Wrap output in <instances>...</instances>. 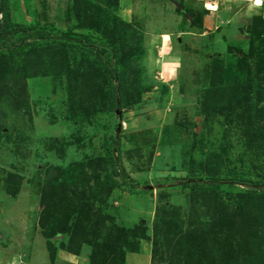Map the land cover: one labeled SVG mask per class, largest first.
<instances>
[{
  "label": "rangeland",
  "instance_id": "obj_1",
  "mask_svg": "<svg viewBox=\"0 0 264 264\" xmlns=\"http://www.w3.org/2000/svg\"><path fill=\"white\" fill-rule=\"evenodd\" d=\"M4 21L90 40L38 39L54 51L31 58L29 77L22 54L8 53L0 264H264V250L254 263L247 243L260 236L264 248V219L256 234V222L224 227L244 193L264 192V52L255 76L250 64L264 43V6L0 0ZM27 44L11 37L0 52ZM111 75L117 95L141 100L106 112ZM122 229L132 236L117 247ZM188 242L197 246L184 257Z\"/></svg>",
  "mask_w": 264,
  "mask_h": 264
},
{
  "label": "trees",
  "instance_id": "obj_2",
  "mask_svg": "<svg viewBox=\"0 0 264 264\" xmlns=\"http://www.w3.org/2000/svg\"><path fill=\"white\" fill-rule=\"evenodd\" d=\"M86 19H87V15H86ZM198 24H201L199 22H197ZM7 21L4 22H0V42L2 41H6L7 39L9 40L11 37H18V39L21 42H26L28 43L27 46H23V47H18V48H14V50H11V52H4L3 50H1L0 52V58H2V63L0 69L1 73H0V77L2 76V74L7 75L6 70H9L10 68L12 69L11 66V59L10 60H6L8 53H13L16 52L18 54H22V69L26 76L29 77V68H30V60L31 58L37 54L38 52L42 53V51H49L50 54H52L50 50H53V48L51 47H47V45H49L48 42L40 44L37 40L38 39H60L61 40V45L65 46L70 40L72 42H76V43H81L82 45L84 43H86V41L90 40V35L89 34H83V33H73L72 30H67L65 32H60L59 35L57 34H51L50 32H47L45 30H38L33 32L31 27L26 26V27H22V26H15L12 25V27H9ZM37 26V24H35ZM86 27L88 26L89 28H92L93 30L96 29L94 24H89V25H85ZM29 27V28H28ZM27 28L30 31H27ZM29 39H33L32 42H29ZM47 44V45H46ZM113 43H111L112 45ZM113 46V45H112ZM254 53L251 56V71L253 72L254 76L257 74L256 70H254V61L255 58L257 57L258 54H260L261 52H264V43L263 40L261 39L258 43L254 44ZM54 51V50H53ZM63 52H65V50L63 49V47L60 48V50H58V54H62ZM44 54V53H43ZM48 54V55H50ZM14 64V63H13ZM120 66L123 68L125 66L124 62L120 63ZM15 67V66H14ZM13 67V68H14ZM111 73V72H110ZM113 76L111 75V77H109V79H111L109 82L112 81ZM120 78L122 79V74H120ZM2 80V79H1ZM0 80V81H1ZM108 82V83H109ZM2 83V82H1ZM257 84L254 85L255 89H258L259 87H256ZM110 93H109V97L106 100L102 101V104L100 103L99 105H103V109L106 112H113L117 106L119 107H127L128 105H130V103H135V102H139L141 100V96L139 94L134 95L131 99L128 97V92H126V90L121 89L119 91V94L117 95L116 93V89L114 86H112V82L110 83ZM227 95L228 93H230V90L227 89ZM224 94V93H223ZM220 97L222 98V94H220ZM100 98V97H99ZM101 99V98H100ZM103 99V98H102ZM219 101V98L216 99V102ZM256 107H257V102H252L251 103V108H253L256 111ZM257 132L258 135H260V137L262 138V145L264 146V130L258 126L257 127ZM72 181L74 180V175L72 176ZM202 188L204 186H201ZM193 188L195 189V187L193 186ZM193 189V190H194ZM241 201L239 202L238 205V209L230 215V217H228L229 219H226L225 223H224V227H231L232 224L234 225L235 222H237L239 219L242 221H246L248 222V224L256 222L254 227H257V229H252V231H255V234L258 233L256 232L258 230L259 225L261 224V220L264 219V192L263 191H257V190H252L250 192H246L241 196ZM246 201H245V200ZM247 203H249V205L256 207V211H253L252 209H250L247 206ZM70 205V204H68ZM75 212V211H74ZM66 220L70 221L73 219V211L67 213V215H65ZM67 221V223H69ZM250 226V225H249ZM62 229L59 230V233H65L67 232V225H63L61 226ZM130 235L126 232V230L122 229L121 231V235L119 237H117V247H122L125 244V241L128 240V238ZM254 235L251 234L248 238V240H250L248 243L249 246V250H250V257H253L254 263H256V259L257 257H260V252H263L264 248L263 245L262 246H258V243L261 242L260 236H256L255 238H258L257 240H253ZM259 241V242H258ZM258 242V243H257ZM198 243V242H197ZM197 245L192 243V242H188L187 245V252L185 253L184 257L188 255V253L190 254V249L195 248ZM187 258V257H186ZM228 264H234V260L232 258H230Z\"/></svg>",
  "mask_w": 264,
  "mask_h": 264
},
{
  "label": "clouds",
  "instance_id": "obj_3",
  "mask_svg": "<svg viewBox=\"0 0 264 264\" xmlns=\"http://www.w3.org/2000/svg\"><path fill=\"white\" fill-rule=\"evenodd\" d=\"M251 6H255V7L264 6V0H251Z\"/></svg>",
  "mask_w": 264,
  "mask_h": 264
},
{
  "label": "snow or ice",
  "instance_id": "obj_4",
  "mask_svg": "<svg viewBox=\"0 0 264 264\" xmlns=\"http://www.w3.org/2000/svg\"><path fill=\"white\" fill-rule=\"evenodd\" d=\"M209 7H211V5H209Z\"/></svg>",
  "mask_w": 264,
  "mask_h": 264
}]
</instances>
